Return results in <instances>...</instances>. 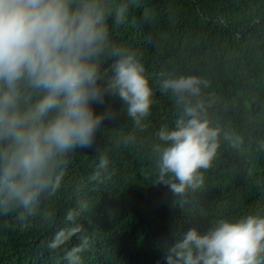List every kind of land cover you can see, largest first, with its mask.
Masks as SVG:
<instances>
[{
	"label": "trees",
	"instance_id": "16d2710c",
	"mask_svg": "<svg viewBox=\"0 0 264 264\" xmlns=\"http://www.w3.org/2000/svg\"><path fill=\"white\" fill-rule=\"evenodd\" d=\"M110 39L137 52L153 87L151 114L136 129L118 96L94 104L108 112L90 148L69 156L61 190L42 201L37 213H0V264H68L65 251L73 239L51 251L47 244L65 226L69 209L85 201L88 208L78 223L90 248L80 253L81 264H168L167 249L178 231L206 228L217 218L264 215V0H108ZM127 2L124 23H113L114 10ZM147 13L148 22L142 17ZM107 66V65H105ZM192 74L209 81L203 89L212 101L214 124L243 137L239 150L221 142L203 187L186 197L155 181L153 146L164 126H174L179 110L171 93L160 90L170 74ZM135 135L125 147L123 137ZM100 153L107 154L111 180L89 182ZM51 212L53 222L41 216ZM16 216L12 224H8Z\"/></svg>",
	"mask_w": 264,
	"mask_h": 264
},
{
	"label": "clouds",
	"instance_id": "9594fccd",
	"mask_svg": "<svg viewBox=\"0 0 264 264\" xmlns=\"http://www.w3.org/2000/svg\"><path fill=\"white\" fill-rule=\"evenodd\" d=\"M127 7L122 2L115 8V25L124 23ZM112 16L108 0H0V213L32 216L61 190L70 154L94 145L109 114L93 107L106 96L124 102L136 129L147 127L153 87L137 52L112 43ZM148 19L145 13L142 21ZM208 87V80L192 74L172 73L160 81L179 114L174 126L156 133L161 143L152 149L153 184L163 183L181 197L203 187L222 140L236 150L244 143L236 131L210 118L212 101L203 92ZM120 142L128 147L136 137ZM114 174L107 154L100 153L89 182L102 185ZM87 208L80 201L69 209L65 226L47 244L56 251L78 237L65 251L68 264H81L80 253L90 248L78 223ZM41 220L53 222L52 213ZM176 235L166 252L168 264H264V215L217 218L206 228L193 226Z\"/></svg>",
	"mask_w": 264,
	"mask_h": 264
}]
</instances>
